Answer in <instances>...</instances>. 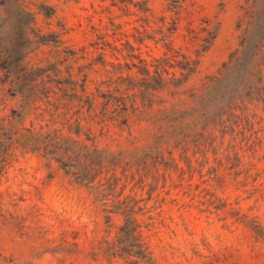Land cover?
I'll return each mask as SVG.
<instances>
[{
    "label": "rangeland",
    "instance_id": "obj_1",
    "mask_svg": "<svg viewBox=\"0 0 264 264\" xmlns=\"http://www.w3.org/2000/svg\"><path fill=\"white\" fill-rule=\"evenodd\" d=\"M242 52L264 0H0V264H264V105L165 120Z\"/></svg>",
    "mask_w": 264,
    "mask_h": 264
},
{
    "label": "trees",
    "instance_id": "obj_2",
    "mask_svg": "<svg viewBox=\"0 0 264 264\" xmlns=\"http://www.w3.org/2000/svg\"><path fill=\"white\" fill-rule=\"evenodd\" d=\"M253 29V28H252ZM248 34L251 33V29L247 32ZM247 34V35H248ZM172 52V49L169 48L168 55ZM245 52H242V54L238 55L237 58L234 60V62H230L229 64L225 65L223 67V72L220 74L219 77L213 79L210 83V85L205 89V91L202 92V94L199 96V101L196 102L194 107L190 108L186 112L184 111H178L173 110L170 112L165 118L167 121H171V118H173L174 115H182L185 116L186 114L197 112L198 110H203L207 116L213 115L216 119L214 120L215 123L213 127L217 130V128L224 127L228 119L231 121L232 118H238L235 114L236 111H245L251 108H258L261 106L260 104L264 105V102L261 101V98H264V79L260 80V76L258 74L259 66H257V63L253 66V69L257 70V73L251 74L250 72L245 76V72L243 70L245 69L244 62L242 61L243 54ZM166 54V55H167ZM168 58H166L167 61ZM243 73V74H242ZM257 80H256V79ZM240 81H237V80ZM255 79V80H254ZM259 79V80H258ZM153 90V88H151ZM242 90L239 92V90ZM236 91L240 97L241 94L245 91L247 93L246 95L251 98L253 102H234L231 95ZM250 93V94H249ZM245 95V94H243ZM253 95V96H251ZM221 115V116H220ZM220 116V117H218ZM225 116V118H224ZM170 118V120H169ZM194 123V125H193ZM191 122L190 124L185 125V129L187 127L196 126L197 129L200 128L197 125V122ZM233 122H231L232 124ZM239 125V122L236 124V126ZM176 128H173L171 131H175ZM189 130V129H186ZM224 130V128H223ZM206 131L200 130L199 134L202 135V133H205ZM198 133V132H197ZM212 137L215 139V135L213 132H211ZM235 137H233L234 139ZM256 142H254L255 147H260L263 144L261 143L260 139H256ZM252 144V143H251Z\"/></svg>",
    "mask_w": 264,
    "mask_h": 264
}]
</instances>
